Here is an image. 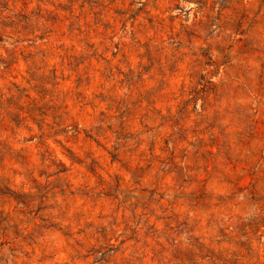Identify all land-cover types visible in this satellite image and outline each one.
<instances>
[{"label": "rangeland", "instance_id": "rangeland-1", "mask_svg": "<svg viewBox=\"0 0 264 264\" xmlns=\"http://www.w3.org/2000/svg\"><path fill=\"white\" fill-rule=\"evenodd\" d=\"M198 11L0 0V264H172L176 166L202 168L209 140L192 114L181 133L162 117L202 74Z\"/></svg>", "mask_w": 264, "mask_h": 264}, {"label": "trees", "instance_id": "trees-1", "mask_svg": "<svg viewBox=\"0 0 264 264\" xmlns=\"http://www.w3.org/2000/svg\"><path fill=\"white\" fill-rule=\"evenodd\" d=\"M196 2L206 28L202 74L176 113L162 118L181 133L194 115L209 143L202 168L176 166L171 211L184 200L188 214L186 237L170 243L171 261L264 264V0Z\"/></svg>", "mask_w": 264, "mask_h": 264}]
</instances>
